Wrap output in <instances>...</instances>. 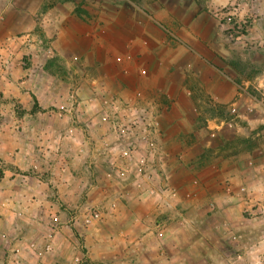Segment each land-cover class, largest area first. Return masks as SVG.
Wrapping results in <instances>:
<instances>
[{
    "label": "crops",
    "instance_id": "1",
    "mask_svg": "<svg viewBox=\"0 0 264 264\" xmlns=\"http://www.w3.org/2000/svg\"><path fill=\"white\" fill-rule=\"evenodd\" d=\"M64 7L7 0L1 8L17 12L33 40L0 39V264H259L264 145L215 150L198 133L227 125L208 111L251 110L252 96L215 55L174 46L150 20L131 39L100 40L74 27ZM180 54L188 61L174 83ZM133 104L147 112L156 148L148 178L136 168L149 156L143 130H115L130 124ZM242 119L228 141L264 124ZM92 209L101 220L73 226ZM53 216L60 234L40 259L30 244L45 245Z\"/></svg>",
    "mask_w": 264,
    "mask_h": 264
},
{
    "label": "rangeland",
    "instance_id": "2",
    "mask_svg": "<svg viewBox=\"0 0 264 264\" xmlns=\"http://www.w3.org/2000/svg\"><path fill=\"white\" fill-rule=\"evenodd\" d=\"M6 1L0 0V39L23 40L24 19H19L17 12H1ZM58 4L70 11L74 27L85 24L100 40L107 36L112 40L131 39L150 20L174 46H194L207 58L215 55V65L224 67L231 76L235 74L238 89L252 96L248 102L254 107L237 108L225 115L221 108L208 111L210 116H225L228 119L225 123L232 126L225 124L214 135L211 131L190 129L198 131L202 143L219 150L225 146L224 141L229 142L234 136L232 128L239 130L245 122L243 115L251 120H264V0H44L46 8L42 11ZM7 26L10 30H4ZM178 56L177 70L172 75L174 83L179 80L177 72L188 61L183 54ZM238 99L243 103L247 98ZM246 134L242 138L247 140V145L239 147H252L258 152L264 145V124L248 127ZM209 152L211 147L206 149V156ZM261 258L259 264H264V255Z\"/></svg>",
    "mask_w": 264,
    "mask_h": 264
},
{
    "label": "built area",
    "instance_id": "3",
    "mask_svg": "<svg viewBox=\"0 0 264 264\" xmlns=\"http://www.w3.org/2000/svg\"><path fill=\"white\" fill-rule=\"evenodd\" d=\"M23 40H26V42L30 43L32 42V37L29 35H24ZM130 113L134 115V118L131 120L130 124L127 126L126 124L116 122L115 123V130L116 131H122V132H129V131H134L135 129H142L144 134L142 137V140L146 142V145L148 147V155L146 157H141L136 165L137 168V174L139 177L142 178H148V169L152 165L155 154H156V148L155 144L150 140L149 137V125L147 124V112L139 108L137 106L130 105ZM228 127H231V123H227ZM124 156L126 159H130L133 154L134 150L132 148H129L128 150L123 152ZM127 173L128 171L123 168V169H117V176L125 181L127 180ZM102 214L99 210L97 209H92L89 210L81 219L75 218L72 220V224L75 227H89L93 223L101 220ZM60 228H61V223L59 221V218L57 216L52 217V225L49 228V231L45 237V245L38 247L36 243L30 244V247L34 250L35 255L38 258H45L46 256H49L53 253L56 239L58 238V235L60 234ZM74 264H83V261L81 258H75L74 259Z\"/></svg>",
    "mask_w": 264,
    "mask_h": 264
},
{
    "label": "trees",
    "instance_id": "4",
    "mask_svg": "<svg viewBox=\"0 0 264 264\" xmlns=\"http://www.w3.org/2000/svg\"><path fill=\"white\" fill-rule=\"evenodd\" d=\"M221 109H223V108H221ZM222 111H223V114H224V115H225L226 112H228L227 110H226V111H225V110H222ZM228 113H229V112H228ZM224 117H225V116L222 115L220 119H222V120H226V121H227L228 119H227V118L225 119ZM247 143H248V142H247L246 139H244V138H236V137H235L232 141L226 142L224 147H225V148H226V147H227V148H234L235 150H237L239 146H241V145H243V144L246 146Z\"/></svg>",
    "mask_w": 264,
    "mask_h": 264
}]
</instances>
